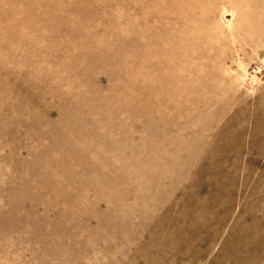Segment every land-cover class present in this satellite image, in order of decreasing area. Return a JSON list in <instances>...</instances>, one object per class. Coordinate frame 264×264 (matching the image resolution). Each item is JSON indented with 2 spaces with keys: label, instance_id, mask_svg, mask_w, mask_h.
Here are the masks:
<instances>
[{
  "label": "rangeland",
  "instance_id": "obj_1",
  "mask_svg": "<svg viewBox=\"0 0 264 264\" xmlns=\"http://www.w3.org/2000/svg\"><path fill=\"white\" fill-rule=\"evenodd\" d=\"M261 64L264 0H0V264H264Z\"/></svg>",
  "mask_w": 264,
  "mask_h": 264
},
{
  "label": "built area",
  "instance_id": "obj_2",
  "mask_svg": "<svg viewBox=\"0 0 264 264\" xmlns=\"http://www.w3.org/2000/svg\"><path fill=\"white\" fill-rule=\"evenodd\" d=\"M253 73L254 74H252L253 75V77H255V74H258V73H262V74H264V65L263 64H261V65H258V66H255V69L253 70ZM252 77V78H253Z\"/></svg>",
  "mask_w": 264,
  "mask_h": 264
}]
</instances>
